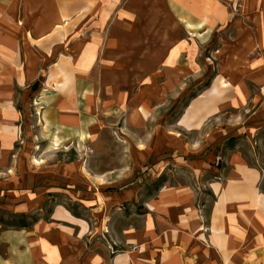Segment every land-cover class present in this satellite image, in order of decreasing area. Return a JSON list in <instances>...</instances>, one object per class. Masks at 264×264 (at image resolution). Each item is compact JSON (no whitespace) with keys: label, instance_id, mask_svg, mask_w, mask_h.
<instances>
[{"label":"crops","instance_id":"crops-1","mask_svg":"<svg viewBox=\"0 0 264 264\" xmlns=\"http://www.w3.org/2000/svg\"><path fill=\"white\" fill-rule=\"evenodd\" d=\"M247 1L254 12L226 20L242 19L249 23L248 29H234L248 38L245 43L249 47L243 45L238 49L240 57L260 69L248 75L259 76L264 71V0ZM200 2L0 0V199L8 201L6 206L25 213L43 197L48 182L70 187L108 176L103 173L87 179L83 175L84 180L80 181L78 164L73 162L54 163L46 173L23 168L26 161L15 155L22 114L16 106L18 97L13 94V87L21 84V77L28 78V65L50 69L45 81L38 82L42 74L39 70L34 83L46 90L38 94L45 105L42 117L49 124L43 128L57 134L51 143L57 147L75 133H90L89 129L69 125L74 116L62 114V103L90 96L89 82L95 65L99 66L94 85L111 94L114 87L122 84L121 65H166L175 55L178 59L181 52L189 57L198 53L191 42L185 48L179 46L178 29L186 22L188 5L197 7ZM219 4L220 0H216L212 6ZM223 18L217 13L211 19ZM252 22L258 23L255 29ZM237 40V36H230L228 45ZM252 53H257L258 58L251 64ZM76 81L84 84L78 93L74 89ZM167 82L170 79L164 78L161 85ZM262 97L251 115L258 126H264ZM211 108L208 105L204 109ZM131 109L126 115L127 123ZM204 109L195 110L199 113ZM223 158L225 170L213 169V175H218L207 182L212 196L208 207L203 202L196 204L195 192L190 188L164 184L154 198L147 200L141 226L117 228L108 223L111 241L92 239L91 226L82 240L54 227L55 231L43 242L24 237L10 245L9 252L0 253V264H264V161L250 165L236 151ZM93 209L100 212L102 205ZM101 222L99 219L95 223L97 230H101Z\"/></svg>","mask_w":264,"mask_h":264},{"label":"rangeland","instance_id":"rangeland-1","mask_svg":"<svg viewBox=\"0 0 264 264\" xmlns=\"http://www.w3.org/2000/svg\"><path fill=\"white\" fill-rule=\"evenodd\" d=\"M213 3L201 0L197 7L189 4L186 22L178 29L179 46L185 48L191 42L199 49L195 56L181 52L175 66L121 65L122 84L111 94L94 85L99 66L95 65L90 96L62 103V114L74 116L69 125L89 129L90 133H75L57 147L51 146L57 134L43 128L49 124L42 117L45 105L38 94L46 90L34 83L39 70L42 74L38 82L45 81L50 69L28 65L32 75L28 72V78L21 77V84L13 87L22 114L15 155L26 161L23 168L46 173L54 163L73 162L78 164L80 181L83 175L87 179L103 173L108 176L70 187L48 182L43 197L25 213L14 212L6 206L8 201L0 199V253L9 252L10 245L24 237L43 242L54 227L82 240L91 226L92 239L111 241L108 223L117 228L141 226L147 200L154 198L164 184L190 188L195 192L196 204L203 202L208 207L212 196L207 182L218 175H213V169L225 170L224 155L239 152L250 165L264 161V126H258L251 116L264 95V71L259 76L241 72L238 63L248 59L240 57L239 44H249L240 30L248 29L249 23L226 20L254 10L247 0H220L218 7ZM217 13L224 15L223 21L211 19ZM251 25L255 29L258 23ZM230 36L238 40L228 45ZM251 58L252 64L258 54L252 53ZM164 78L170 82L162 86ZM83 85L76 81L77 93ZM208 105L212 110L205 111ZM131 107L137 108V116L127 123ZM195 109L204 110L198 113ZM99 205L100 212L93 211ZM99 219L103 221L101 230L95 224ZM106 247L113 252L108 243Z\"/></svg>","mask_w":264,"mask_h":264},{"label":"bare ground","instance_id":"bare-ground-1","mask_svg":"<svg viewBox=\"0 0 264 264\" xmlns=\"http://www.w3.org/2000/svg\"><path fill=\"white\" fill-rule=\"evenodd\" d=\"M225 41V40H224ZM241 43H244V42H241ZM239 47H241V44H239ZM237 55L236 54H233V58L234 60L237 59L236 57ZM176 60H177V56L175 55L173 61L171 62H168L166 65H170V66H175L176 65ZM239 69L241 70V72H243L245 75H248V74H253V73H258L260 71V69L257 67V68H251L247 62H244L243 60L240 61L239 63ZM178 71H181V70H178ZM157 72H161V70H158ZM137 108L134 107L130 110V113H129V117H128V120L130 122H134L136 120V116H137Z\"/></svg>","mask_w":264,"mask_h":264}]
</instances>
